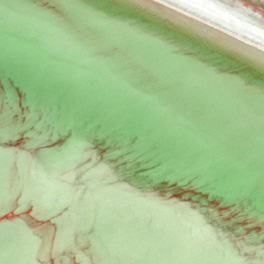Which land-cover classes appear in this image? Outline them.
Returning <instances> with one entry per match:
<instances>
[{
	"label": "water",
	"instance_id": "95a60500",
	"mask_svg": "<svg viewBox=\"0 0 264 264\" xmlns=\"http://www.w3.org/2000/svg\"><path fill=\"white\" fill-rule=\"evenodd\" d=\"M10 1L40 26L0 34V124L29 141L0 145V264H264V172L46 29L263 130L264 32L216 0Z\"/></svg>",
	"mask_w": 264,
	"mask_h": 264
},
{
	"label": "bare ground",
	"instance_id": "6f19581e",
	"mask_svg": "<svg viewBox=\"0 0 264 264\" xmlns=\"http://www.w3.org/2000/svg\"><path fill=\"white\" fill-rule=\"evenodd\" d=\"M216 1H218V4L220 6H223L224 9L226 10L229 9L232 12H234L236 16H239L237 17L239 20H244V21L249 20L250 23L254 24L259 30L264 32V4L262 2L258 0H216ZM10 2H11L10 0H0V17L3 16L8 19L7 23L0 20V34H7V32H10L3 26L11 25L9 24L11 23V21L18 23L21 26L28 27L33 31H37L38 30L37 28H39L40 25H38L37 22L31 19L22 18L14 14L15 12H17V10H15L16 6L11 4ZM27 15L31 16L32 14H27ZM55 23L58 24L59 22H55ZM46 30L49 33L48 36H50L51 40H53L57 44V46L66 47V48L75 47L80 49L83 55L86 56L87 63H89L88 61H90L92 64H96L95 61H98V63L101 65L104 62L106 64H109L107 65L108 67H111L115 70L116 68H119L125 71V73H127V76L130 78V82L132 86L136 90L137 89L143 90L146 88L147 92L149 91L154 94V96H152L151 94L146 93L147 95L155 99V101H150L151 105H155L156 103H159L158 101H160L161 104L164 103L163 101H166L168 103H172L173 105L179 106L180 107L178 109L179 114H181L182 110L184 109L185 110V111L183 110L185 114L184 116H186L184 120L192 125V130L190 131L191 136L196 137L199 131L202 134V136L205 137L206 139L209 140L212 138L219 139L221 142H223V146H222L223 149H221L223 153L226 154L229 153L230 155H234V156H238L239 154L240 156H242V159H244L245 162L251 166V168L257 170L258 172H264V130L261 127H259L260 125L259 126L255 125L254 123L255 121L252 122V125H249L250 129H246L244 127L240 128L233 125L232 121L235 122L240 121L241 123L242 121H246L245 119L240 118L241 115L239 116L236 113L235 114L232 113L233 115L229 114L230 116L226 117V120H220L217 116L214 117L209 113L200 111L198 108L196 109V107L193 104H191V102H188L185 99L186 92L183 91L181 88H175L174 86L171 87L166 84L160 83V80H158L157 78H155L154 76L148 73H144L141 70V68H139L138 66L133 67L130 65V63L129 64L127 63L128 64L127 65L126 63L122 64L118 62L119 60L114 58V55L111 52H107L110 54L107 55L103 53L104 51H100L99 48H97L98 46L96 45V43L86 44L80 41H74L72 39H68L66 37L65 38L63 37L64 39H60L58 36L54 34V32L58 30V26H56L55 24H51L49 27H47ZM247 38L249 39V37ZM251 41L255 42V44L258 47L264 49V43L261 42L260 40L253 41V39H251ZM45 45H44L45 49L42 47L43 46L42 45V46H38L41 48V50L38 49L35 51L42 53H45L44 51H47L49 53L51 52V53L59 54V51L56 50L53 46H45ZM135 58L143 62L141 59L137 57ZM100 59L104 61L102 62ZM87 63L82 62V64H79V67L82 68V72H84L83 71L84 69L89 68L86 65ZM115 70H112L111 73L116 72ZM140 83L145 88H142ZM184 88H188V87L184 86ZM200 95H203V97L206 96L204 93H200ZM161 99L163 101H161ZM216 101L219 102L217 99ZM172 104L171 105L162 104V105L165 107V110L169 112L171 109H175ZM166 106L167 107L169 106L171 109L169 110ZM156 107L160 109L159 104ZM172 112L176 113L173 110ZM235 117H238L239 119ZM193 127L195 129H193ZM203 137L198 136L199 139ZM237 141L240 142L243 147L244 146L247 147L248 148L247 150H249V152L242 153L240 149L236 146ZM261 182L264 183V179H261ZM215 221H219V219L215 218ZM260 241L261 243H263L262 238H260Z\"/></svg>",
	"mask_w": 264,
	"mask_h": 264
},
{
	"label": "snow or ice",
	"instance_id": "6c2138e0",
	"mask_svg": "<svg viewBox=\"0 0 264 264\" xmlns=\"http://www.w3.org/2000/svg\"><path fill=\"white\" fill-rule=\"evenodd\" d=\"M115 4H126V5H135L138 3H142L143 0H112ZM259 67L262 72H264V60L259 62ZM25 129L22 127L12 128L9 130H5L2 124H0V145H2L5 139L11 140L13 137L19 138L21 140V145L23 143L29 142L27 138L24 137ZM2 206H0V212L4 211Z\"/></svg>",
	"mask_w": 264,
	"mask_h": 264
}]
</instances>
